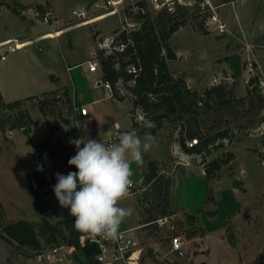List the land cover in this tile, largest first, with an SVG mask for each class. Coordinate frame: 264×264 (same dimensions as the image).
<instances>
[{
  "label": "rangeland",
  "instance_id": "obj_1",
  "mask_svg": "<svg viewBox=\"0 0 264 264\" xmlns=\"http://www.w3.org/2000/svg\"><path fill=\"white\" fill-rule=\"evenodd\" d=\"M20 1L0 0L6 5L2 6L4 13L0 16V43L13 44L22 34L21 28L25 24L12 11H7V6H17ZM196 1V4L191 1V6H182L175 14L185 25L174 34V47L169 42L172 49L179 51L180 58L169 62L168 68L173 77L182 79L190 89L193 94L190 102L197 103L198 114H168L166 108L160 106L149 116L142 115L140 120L131 98L116 106L102 96L99 102L87 106L94 120L91 127H98L94 131L96 135L109 127L113 131L119 130L120 134L135 131L141 139L148 133L156 138L154 147L143 154V163L137 165L133 162L134 168L131 164L132 171L135 169L139 172L136 178L131 177L138 183L136 194L120 203L122 207L131 208L132 215L137 216L138 210L142 222L145 223L147 217L143 211L151 209L157 201L153 184L146 185L139 171L150 162L157 163L160 177L174 181L173 191L177 185L179 202L193 204L195 211H201L208 185L215 198L214 203H206L202 216L196 217L195 226L186 219L187 213H178L171 208L174 214L162 218L160 209L155 210L153 215L157 220L137 231L142 264H264V0H228L222 3L221 8L211 0L226 25L223 35L206 28V16L198 5L202 0ZM36 6L28 5V8L36 9ZM147 9L152 19L158 16L149 5ZM46 11L52 12L49 8ZM102 17L93 22L97 21V27L109 36L120 26L121 17L125 19L122 11L119 15L106 11ZM38 19L41 22V17ZM38 28L42 29L43 26ZM88 32H91L90 27L79 28L68 35L70 39L80 37L73 49L65 36V53L72 54L76 59L86 56ZM13 55L10 54L8 61L0 64V67L11 66ZM218 86L226 88L228 104L220 105L219 98L214 94L206 105L205 92ZM130 103L131 107L128 108ZM73 104L80 105L71 101L66 103L65 111L55 113V120L62 121ZM115 123L120 128L115 127ZM134 123L136 128H133ZM66 131L62 124L56 133L59 148H64L67 143ZM223 133H227L228 137L218 138V142L208 148L209 153L189 154L179 143L181 136H184L186 148L191 149L190 143L196 147L199 144L194 141L201 143ZM190 135L199 137L190 138ZM2 146L0 143V167L5 161L1 155ZM216 160L228 163L214 173L208 182L205 173ZM8 165L13 168L21 166L15 155L9 157ZM34 172L35 167L31 179ZM198 176L205 178L204 187L196 184L195 177ZM17 184L19 187V182ZM33 198L32 187L22 189L20 195L18 191L15 197L9 195L4 201L5 219L41 221ZM47 207L49 220L53 223L72 217L69 209L62 208L60 204H47ZM207 213L216 215L209 217ZM3 223V219H0V226ZM193 232L197 237L188 240L187 235ZM174 237H180L184 243L185 256L180 260L171 254V240ZM42 242L46 245L44 240ZM83 261L87 264L85 259ZM0 264L35 263L30 258L26 259L22 252L19 255L12 253L0 239Z\"/></svg>",
  "mask_w": 264,
  "mask_h": 264
},
{
  "label": "trees",
  "instance_id": "obj_2",
  "mask_svg": "<svg viewBox=\"0 0 264 264\" xmlns=\"http://www.w3.org/2000/svg\"><path fill=\"white\" fill-rule=\"evenodd\" d=\"M2 6L6 5L0 2V8ZM7 7L14 14L21 16L22 13L17 9V6ZM36 9L41 14L45 12V8L42 6H36ZM125 16L127 17V14ZM135 21L142 23L141 28L131 32L129 35L122 33L119 37L123 42H126L127 38H130L132 41V44L127 47L124 53L115 52L112 55L106 56L103 51L98 50L97 52L101 65L100 70L103 74L102 82L110 85L112 98L119 102L125 101L128 97L131 98L134 109L136 111L139 110L144 117L149 116L155 108H160V106L165 107L168 114L179 113L181 116H194L198 114L199 108L197 103L190 102V98L193 95L190 89H188L182 79L173 77L168 68L169 62L177 60V55L169 42L172 36L185 25V22H180L175 15H168L166 12L158 14L154 19L137 16L135 17ZM200 30H202V26H200ZM116 32L117 30L114 33ZM129 66L139 67L141 68V72L134 77V75L128 73ZM134 78L135 84L130 86L129 83ZM121 90H124L125 93L122 94ZM214 94L219 98L220 105L225 106L228 104V101H226V88L218 86L205 92L206 99H204V103L206 105H208L207 101ZM150 95H157V102H151ZM69 102L67 98V104ZM41 104L43 114L47 117V98L41 101ZM22 105V101L10 104L5 103L0 92L1 133L7 134L15 130H22L25 135H30L31 116L26 110L22 109ZM52 122L47 120V140L38 144L33 149L32 158L35 169L41 165V157L48 160L54 157V153L56 152V149L53 147L55 133L60 131L62 124L67 125L69 120H54ZM136 126L134 123L133 128H136ZM197 137L199 136L190 135V138ZM221 137L225 139L228 137V134L223 133L218 137L202 140L201 143H197L199 145L193 146L191 149L186 148L184 136H181L182 139L179 143L182 149L189 154L209 153L208 148L214 146L218 142V138ZM230 157L233 158L231 155ZM227 163L228 161L223 160L213 161L205 173L208 182L211 180L212 175L219 171L222 166L227 165ZM156 166L157 163L150 162L139 169L145 184H153L152 188L157 200L151 209L143 211L147 216L145 224L154 223L157 220L153 215L155 210L160 209L162 218H167L174 214L173 209H171L174 181L160 177L157 174ZM237 188L239 187L237 186ZM206 195L207 203L215 202L209 185L206 189ZM36 204L41 216L39 223L17 221L1 224L0 239L11 249V252L17 255L22 252L23 256L29 259L43 247L49 244H51L49 246H56L63 242L65 245L73 247L77 253H80L76 258L81 264H85L84 259L87 261V264H95V249L87 245L83 249L80 248L79 239L82 232L74 228V218L71 217L58 223H53L49 220L47 205L38 198H36ZM207 215L213 217L216 213H207ZM0 219H3L1 210ZM186 219L189 220L192 226L196 225L195 216L186 215ZM196 237L197 234L195 232L187 235L188 240ZM43 240L46 242V245L43 244Z\"/></svg>",
  "mask_w": 264,
  "mask_h": 264
},
{
  "label": "crops",
  "instance_id": "obj_3",
  "mask_svg": "<svg viewBox=\"0 0 264 264\" xmlns=\"http://www.w3.org/2000/svg\"><path fill=\"white\" fill-rule=\"evenodd\" d=\"M212 1H215L221 8L222 3L228 0ZM20 3L22 5L18 6ZM20 3L17 5V9L22 14L16 16L25 25L21 28L22 34L17 36L16 41L22 46V49L14 55L12 54L11 66L0 67V92L7 104L22 101V109L29 113L32 122L29 136L25 135L22 130H15L7 134L0 132V143L3 145L1 155L5 159L4 165L0 167V206L3 211L4 223L23 221L15 218L5 219L4 201L9 195L15 197L18 191L20 195L22 189L26 190V188L31 187L30 180L34 167L33 149L48 138L47 117L43 114L41 101L48 98V96L51 97L65 92V97L71 103H78L84 107L99 102V98L102 96L110 99L116 106L126 102L114 100L111 91L100 87L98 82L102 81L103 76L101 70L96 73H90L88 70L87 63L97 53L98 43L102 39L110 37L109 34L103 33L97 27V21L93 22L94 19L103 18L102 15L106 12L103 8L104 0H60V2L58 0H21ZM28 5L42 6L45 11L47 8L51 9L53 17L51 26L45 27L46 25L39 21L38 17L33 14V9L28 8ZM81 10L87 11L88 14V17L84 20H79L73 15V12ZM7 11L11 10L7 9ZM2 13H4L3 7L0 8V16ZM121 18L120 23L123 21V17ZM38 26H43V28L39 29ZM86 27L91 29V32L87 34L89 40L87 55L76 59L72 54H66L63 50L64 37L67 36V43L73 49L74 44L80 41V37L75 36L70 39L68 35L79 30V28ZM173 40L174 35L170 40L172 47H174ZM7 45L0 43V53L6 49ZM173 51L177 58H180L179 51L177 49H173ZM43 54H46V56ZM128 105V108L131 107V103ZM116 126L120 128L118 123H115ZM95 128L98 127H92L90 137L97 141L107 140L110 134L114 132L112 128L107 127L98 132L97 136L94 133ZM13 155L20 161L21 166L18 168L8 165L9 157ZM132 165L134 168V163ZM134 171H132V178L139 176V172ZM195 178L196 184L202 187L205 178L200 176ZM33 202L37 209L36 198H33ZM206 203L205 194V202L201 205V211L199 212L195 211L196 207L193 204L179 202L177 185L171 197V207L173 209L177 210L178 213L184 212L197 218L202 216ZM151 224L142 222V216L137 210V216L127 217L121 224L120 231L128 232L131 237L138 240L137 231ZM174 257L178 259V257ZM144 264L150 263L145 262Z\"/></svg>",
  "mask_w": 264,
  "mask_h": 264
},
{
  "label": "built area",
  "instance_id": "obj_4",
  "mask_svg": "<svg viewBox=\"0 0 264 264\" xmlns=\"http://www.w3.org/2000/svg\"><path fill=\"white\" fill-rule=\"evenodd\" d=\"M191 1L196 0H104V10L114 11L116 14H120L121 11L127 14L125 19L120 23L117 32L112 36L102 39L98 43V50L103 51L106 56L112 55L115 52L124 53L129 45L132 44L130 38H127L126 42L119 39L122 33L129 35L131 32L137 31L141 28L142 23L135 21V17H150L147 5H149L157 14L166 12L168 15H175L179 8L182 6H191ZM240 1V0H234ZM202 13L206 16L205 25L206 28L214 30L215 33L223 35L226 33V25L222 18L216 12L211 0H202L199 4ZM33 14L36 17H41V22L45 25L51 26L52 14L45 11L41 14L37 9H33ZM73 15L79 20H84L88 17L87 11L81 10L79 12H73ZM152 19V17H150ZM6 49L0 53V64L7 61L10 54L17 53L22 49L17 41L13 44L7 45ZM90 73H96L101 69L100 61L95 54L87 63ZM249 70L251 67L249 66ZM141 72V68L136 66H129L128 73L130 75L137 76ZM100 87L105 90L111 91V87L107 83L99 81ZM135 84V78L129 83L130 86ZM124 94V90H121ZM157 95H150V101L157 102ZM67 98L64 93H58L54 96L47 98V120L54 121L55 113H60L61 110L65 111ZM138 116L142 120V114L139 110ZM62 119H68L69 123L65 125L66 128V145L64 148L60 147V141L56 137L53 143L54 157L46 159L40 158L41 165L35 169V172L31 179V187L36 198H38L44 204H59L55 197L53 186L57 183L56 173L67 175L69 172H76L75 166H69L68 160L76 154L75 145L70 144V139H76L85 137L90 138L91 123L93 117L90 116L87 107L82 105L73 104L68 110V115H64ZM77 121L81 124V127H75ZM136 121V120H135ZM86 124L87 130L85 131L84 125ZM119 130L110 134L107 140L103 141L105 144H111L118 142ZM197 144V141H194ZM193 143H190V147H193ZM83 147V145H81ZM36 176V177H35ZM133 184L130 189L129 195H135L137 189V181L132 179ZM80 248L83 249L86 245L95 249V264H142L140 255V243L135 238L131 237L128 232L120 231V237L117 240H107L100 237L93 239L90 235L82 233L80 236ZM77 253L73 247L67 245H56L43 247L39 252L34 253L30 258L35 264H81L76 256ZM171 254L183 258L185 256L184 243L180 237H174L171 240Z\"/></svg>",
  "mask_w": 264,
  "mask_h": 264
},
{
  "label": "clouds",
  "instance_id": "obj_5",
  "mask_svg": "<svg viewBox=\"0 0 264 264\" xmlns=\"http://www.w3.org/2000/svg\"><path fill=\"white\" fill-rule=\"evenodd\" d=\"M75 127L81 124L77 121ZM83 127L86 131V124ZM69 143L75 145L76 154L68 165L77 171L56 173V199L62 208L69 209L77 231L93 239H119L121 224L133 212L120 206L133 184L131 164L143 163V154L154 147L156 138L148 133L141 139L130 131L111 144L85 137L70 139Z\"/></svg>",
  "mask_w": 264,
  "mask_h": 264
}]
</instances>
